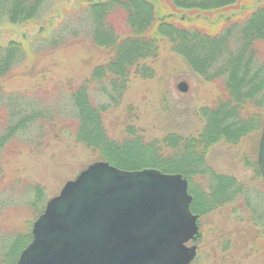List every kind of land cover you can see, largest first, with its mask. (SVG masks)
Returning a JSON list of instances; mask_svg holds the SVG:
<instances>
[{
	"label": "rangeland",
	"instance_id": "1",
	"mask_svg": "<svg viewBox=\"0 0 264 264\" xmlns=\"http://www.w3.org/2000/svg\"><path fill=\"white\" fill-rule=\"evenodd\" d=\"M90 1L105 6L109 2ZM148 1H153L158 12L156 21L174 12L189 22L181 24L172 18L171 27L177 31L174 43L158 32L160 24L151 22L152 33L142 37L154 44L156 54L133 69L122 67L124 73L116 77L107 73L118 60L115 52L98 44L95 35L101 26L120 37L141 34L144 27L128 20L123 4L112 2L107 8L114 9L101 22L77 0H47L27 26L7 24L0 18V46L27 41L25 55L19 54L8 71L0 74V264L14 263L4 260L8 248L30 231L33 236L34 222L68 181L89 165L105 161L98 148L78 140L76 91L87 89L91 101L102 110L103 131L119 144L143 139L159 148L176 136L199 141L208 121L204 110L211 113L230 99L231 73L226 66L240 54L238 83H245L240 91L244 95L255 89L256 94L246 100L239 118L250 120L260 112L263 120L237 143L222 140L209 148L196 145L195 153L204 160L193 165L190 180L186 176L195 187L194 193L190 190L191 206L198 191L199 198L206 194V203L212 207L193 211L199 216V233L188 242L197 248L190 264H264V176L258 162L264 106L255 105L264 101V83L259 85L264 80V38L248 37L245 31V20L264 6V0H237L228 7V16L221 10H182L174 0ZM232 17L236 27L225 22ZM181 30L188 31L190 38L186 32L181 38ZM193 30L201 36L193 35ZM205 37L224 48L200 73L179 47L192 44L203 53L210 46ZM244 46L249 47L245 54L241 52ZM224 178L229 184L222 199L214 192Z\"/></svg>",
	"mask_w": 264,
	"mask_h": 264
},
{
	"label": "water",
	"instance_id": "2",
	"mask_svg": "<svg viewBox=\"0 0 264 264\" xmlns=\"http://www.w3.org/2000/svg\"><path fill=\"white\" fill-rule=\"evenodd\" d=\"M258 162L264 176V129ZM192 200L181 173L93 163L48 202L14 264H190Z\"/></svg>",
	"mask_w": 264,
	"mask_h": 264
},
{
	"label": "trees",
	"instance_id": "3",
	"mask_svg": "<svg viewBox=\"0 0 264 264\" xmlns=\"http://www.w3.org/2000/svg\"><path fill=\"white\" fill-rule=\"evenodd\" d=\"M46 1L47 0H0V18L4 17V19L7 20V24L27 26L31 21L38 17L39 12L43 8L44 4H46ZM106 1H109L106 6L104 3L94 4V2L92 3L90 0H77V4L82 5L85 8H89L93 17L97 19L98 22H101V20L110 15L114 9L107 7L111 6L112 2L117 1L125 6H121V8H124L127 11L128 20L130 22L139 25L140 27H146L145 29L143 28L142 32H140L141 34L138 33L136 36L131 35L127 37H120L111 31L106 32L102 26L100 30L96 32L95 36L97 43L111 48L115 52L114 58L119 60H117L116 63H113V69L110 67V71L107 72L113 73L115 77L116 75H122L124 73L122 71V67L125 69H127V67L133 69V67H138L141 61L149 55L152 56L156 54L154 44H152V42L148 44V40L145 39L148 38L147 35L150 34V32L152 33L151 25L153 23L160 24V30L158 32L165 37H170L171 42L174 43L175 37H172L177 31L171 27L173 26L171 23L173 21L172 18H178V22L181 24H184L185 21L189 22L187 17L181 16L179 18L174 12L169 13L167 16L164 15L165 20L160 19V21H156V15L158 16V12L153 6V1L151 4L148 0ZM236 1L237 0H206L203 3H196L194 0H174V4L177 8L182 10H200L203 11V13L211 11L218 12L221 10L225 16H228L226 14L229 9L228 7L231 4L236 3ZM247 8L248 6L245 4V9H243L246 11ZM263 9L264 6L253 12V15L248 16V19L246 18L247 20H245V25L247 26L245 31L248 37L259 36L262 39L264 38V20L260 19L262 17L261 15L264 16V11H262ZM221 20H224V18L221 17ZM233 20L234 17H232L229 21L226 20L225 22L226 24H232ZM260 21H262L261 24L259 23ZM151 22L152 24L150 25ZM231 26L236 27V23ZM242 30L244 33V27H242ZM183 32L186 31H179L180 37L183 36ZM187 32V38H190ZM192 32L195 36H201L198 34L197 30H193ZM40 33L41 32L38 34ZM142 35L145 38H143ZM24 37H28L26 33H24ZM34 37L38 36L36 35ZM203 40L210 42L209 48L207 49V46H205L206 48H204L205 50H203V53H200V50H197L196 46L192 44L186 45L185 47L184 43V45H182L183 48H181V46L179 47L180 52L184 55L188 62L195 66L196 69L199 68L198 70H200V73L204 72L201 68H203L207 62L216 60V58L220 56L217 52L220 53L221 50H223L222 48H224L223 44H220L218 41L214 44V40H211L208 37H205ZM25 44H27V41L22 40L21 42L11 41L6 47L0 46V74H3V70L8 71V68L11 64L15 63L19 54L25 55L26 52L23 50L26 47ZM246 46H244L241 51L243 54H245L246 51H249V47ZM235 60L236 63L234 64ZM235 60H231L228 66H226V69L229 68L227 72L231 73V82L228 83V88L231 93L230 99L219 105L211 113L208 109L204 110V114L208 117V121L199 141H196L195 139L183 140L182 137L176 136L172 137L170 140L166 139L164 141L166 144L160 145L159 148L149 142H144L143 139H140L137 143H130V141L127 140L124 144L112 141L109 137H107L106 132L103 131L101 123L102 110L91 101L88 96L89 94L87 89H84L83 92L76 91L73 95L80 118L78 140L90 147L98 148L100 151V159L109 161L111 164L119 168L125 170H141L149 167H157L164 172L183 173L190 180L192 170L194 171L195 169L193 165L198 161L203 162L204 160L202 155V157H200L197 156V153H195L196 145L200 144L203 148H209L222 140L237 143L244 137L245 134L254 128L256 130L259 123L260 125L262 123L263 119L260 120L261 117L258 116L260 112L254 113L255 118L250 120L247 118H239V113L241 110H244L243 106H245L246 100H251L256 92L255 89H250L251 91L242 95L240 89L241 86H245V83H238L237 77V71L241 68V61H243L242 55L240 54ZM125 63H127L126 67ZM126 74V76H129L127 71ZM260 81L259 85L264 83V80ZM255 105H257L258 108L263 107L264 101L256 102ZM172 149H174V152H171ZM164 153L166 154L164 155ZM219 181V189L214 192V195L218 192L220 197L223 199L229 180L224 178L219 179ZM190 190L193 193L195 191V187H193L192 183H190ZM204 195L206 196V194ZM204 195L201 194V198H199L200 194L197 191L194 203L191 206L194 212L198 213L200 209L210 211L212 206L206 203L207 199ZM222 199H218L217 202H220ZM31 240L32 233L30 231L21 242L17 243V241L8 248L4 260L12 259L13 261L9 262H16L21 250L25 247L23 244H27Z\"/></svg>",
	"mask_w": 264,
	"mask_h": 264
}]
</instances>
